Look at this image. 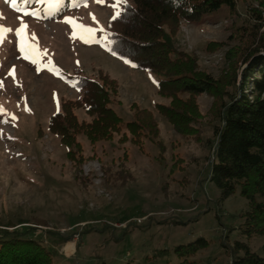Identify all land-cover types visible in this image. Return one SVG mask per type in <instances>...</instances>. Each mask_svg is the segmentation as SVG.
<instances>
[{"label":"rangeland","instance_id":"obj_1","mask_svg":"<svg viewBox=\"0 0 264 264\" xmlns=\"http://www.w3.org/2000/svg\"><path fill=\"white\" fill-rule=\"evenodd\" d=\"M123 4L87 0L56 16L45 2L0 0V28L12 29L0 32V232L40 241L55 264H169L178 261L175 246L198 237L209 245L189 264H228L222 243L235 239L260 252L264 239L238 230L246 199L236 191L220 201L208 180L215 97H196L199 140L182 136L155 111L168 102L157 95L158 77L108 52L102 31ZM253 9L264 20L258 0H236L234 12L221 8L181 21L174 46L213 78L233 68L238 91L245 67L240 57L264 32ZM22 24L23 39L16 35ZM98 71L118 85L120 102L111 107L123 120L132 119L133 103L154 113L160 147L146 137L131 141L126 132L123 142L121 134L93 144L79 136L81 147L69 153L49 131L48 119L61 102L80 95L71 76L95 78ZM74 113L88 120L82 109Z\"/></svg>","mask_w":264,"mask_h":264},{"label":"trees","instance_id":"obj_2","mask_svg":"<svg viewBox=\"0 0 264 264\" xmlns=\"http://www.w3.org/2000/svg\"><path fill=\"white\" fill-rule=\"evenodd\" d=\"M27 1V0H26ZM264 11V0H258ZM50 14L58 16L74 3L83 0H52ZM236 0H126L121 7V17L110 18L102 35L108 34L109 53L120 59L126 57L131 68L155 74L157 95L168 102L157 103L155 111L163 116L182 136L195 141L199 134L195 124L202 114L196 97L209 93L215 97L212 115L217 123L212 127L213 155L208 180L218 190V198L224 201L236 191L246 199L247 208L240 214V234L251 239H264V32L253 39L252 47L240 57L245 67L239 90L234 86L235 73L213 78L197 69L195 58L179 52L172 35L179 22L192 23L203 16L226 8L235 11ZM251 16L264 25L261 12L252 10ZM245 49V48H243ZM113 55V54H112ZM125 60V59H124ZM73 87L80 91L74 99H65L61 107L48 119V129L60 138L70 152L81 145L78 137L89 143L111 141L121 134L118 141H131L146 137L157 147L159 130L152 111L130 106L131 120H123L111 105L119 103L118 85L102 71L95 78L72 75ZM232 85V90L228 88ZM82 109L88 120L78 119L74 110ZM120 174V173H119ZM124 174V173H123ZM122 175V173H121ZM120 175V177H121ZM208 241L198 237L194 241L177 245L173 253L178 261L169 264H189V260L208 247ZM229 258L228 264H264V242L260 252L254 251L248 242L235 239L232 244L222 243ZM0 264H55L52 251L40 241L21 232H0Z\"/></svg>","mask_w":264,"mask_h":264},{"label":"snow or ice","instance_id":"obj_3","mask_svg":"<svg viewBox=\"0 0 264 264\" xmlns=\"http://www.w3.org/2000/svg\"><path fill=\"white\" fill-rule=\"evenodd\" d=\"M38 2H40V3H44V0H38ZM97 2H102V0H97ZM116 2H117V4H120V3L123 2V3H125V5H126V0H116ZM48 3H49V6H50V7H51V6H54L53 3H52V0H48ZM56 3H59V0H56ZM83 3H84L85 6H86V4H87V0H83ZM73 6H79V5L76 4V3H74ZM26 14H27V13H26ZM33 14L38 15V13H33ZM120 17H121V12L118 10V11L115 13V16L113 17V19H117V18H120ZM93 19H95L94 16H93ZM65 22H66V23H70V24H72L74 28L77 27V25L75 24V21H73L72 18H65ZM79 27H83V25H80ZM26 29H27V25H26V24H22L21 27L18 28V29L16 30V35H17V36H20V37L23 39V38L26 36ZM87 30H88V32H90V33L93 31L91 28H89V29H87ZM4 31L11 32L12 29H4V28H0V32H4ZM105 39H106V41H108V43H111V44L116 43L115 40H110V39H109V35H108V34L105 35ZM25 43H27L26 40H25ZM28 47H31V45H28ZM22 50H23V48H22ZM112 54H113V55H116L117 53H116L115 51H113ZM121 58H122V59H125V62H130L126 57H121ZM12 74H14V70H13V73H12ZM0 111H2V109H0Z\"/></svg>","mask_w":264,"mask_h":264}]
</instances>
